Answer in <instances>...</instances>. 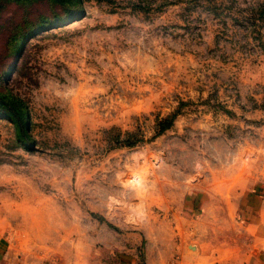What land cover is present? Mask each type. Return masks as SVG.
Returning <instances> with one entry per match:
<instances>
[{
    "label": "rangeland",
    "instance_id": "rangeland-1",
    "mask_svg": "<svg viewBox=\"0 0 264 264\" xmlns=\"http://www.w3.org/2000/svg\"><path fill=\"white\" fill-rule=\"evenodd\" d=\"M0 52V239L185 264L264 238V0H0Z\"/></svg>",
    "mask_w": 264,
    "mask_h": 264
},
{
    "label": "crops",
    "instance_id": "crops-1",
    "mask_svg": "<svg viewBox=\"0 0 264 264\" xmlns=\"http://www.w3.org/2000/svg\"><path fill=\"white\" fill-rule=\"evenodd\" d=\"M202 243L197 254L186 255L189 259L186 260L185 264H264V238L253 240V249L250 250L249 255H242L239 252L238 244H232L231 249H226L221 241L208 250L209 243ZM214 248L217 250L215 253ZM40 256L30 252L21 243H12L9 240L0 239V264H45L43 257ZM73 263L75 261L71 264ZM147 263L153 264V261L149 259ZM59 264L67 263L61 262Z\"/></svg>",
    "mask_w": 264,
    "mask_h": 264
},
{
    "label": "trees",
    "instance_id": "trees-1",
    "mask_svg": "<svg viewBox=\"0 0 264 264\" xmlns=\"http://www.w3.org/2000/svg\"><path fill=\"white\" fill-rule=\"evenodd\" d=\"M15 28L18 29V25H16ZM16 29H14V30H16ZM26 35H27V32L24 33V34H21V33L18 34V33L13 31V35L12 36H8L5 44L3 45L4 50L6 49V51L4 52L6 57H10L11 60H12L16 56H18V54L20 52V50H18V47L23 44V40L25 39ZM13 66L14 65H10V64L6 65L4 70L5 71L11 70L13 68ZM12 100L16 104V106L14 108V114L16 116V121L15 122L17 124L18 132L20 134V138H21L22 142L25 143L28 140V135L26 133V123H25L24 109L22 108V105H21V103L18 100L14 99L13 97H12ZM174 118H175V116L172 117L171 121L168 124L163 125L162 128L159 130L158 134H160L163 131L169 129L171 127V125H172V121L174 120Z\"/></svg>",
    "mask_w": 264,
    "mask_h": 264
}]
</instances>
